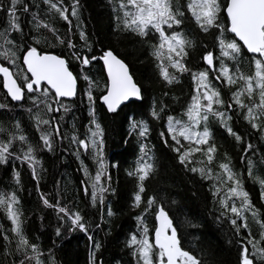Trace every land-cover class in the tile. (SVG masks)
I'll return each instance as SVG.
<instances>
[{
  "label": "snow or ice",
  "instance_id": "snow-or-ice-1",
  "mask_svg": "<svg viewBox=\"0 0 264 264\" xmlns=\"http://www.w3.org/2000/svg\"><path fill=\"white\" fill-rule=\"evenodd\" d=\"M41 3L47 5L46 14L55 13L67 22L71 33L73 21L68 15V7L64 6V0H41ZM108 3L112 5L114 31L130 33L139 37L141 44L148 46L149 55L158 62L156 66L159 75L168 86L179 84L184 74H190L195 88L181 114L186 119L167 115L164 124L166 132L161 131L159 137L165 147L176 153L180 165L198 174L202 180L212 182L209 192L213 203L218 205L216 210L219 215L216 219L227 220L234 231L240 246L239 264H264V219L261 218L259 209L253 205L249 192L245 190L243 176L234 169L227 152L224 153V159L217 162L219 171H214L211 167L218 148L210 127L215 120L237 144L243 145L242 135L234 131L230 124L233 115L242 116L264 139V0H185L183 4L181 0H116L115 3L114 0H108ZM20 5L22 8L18 7ZM34 6L38 11L30 13L31 30L39 33L42 28L47 29L61 45L73 50L70 52L71 59L48 54L39 48L41 43H48L46 38L34 35L31 41L27 39L28 33L24 32L17 15L18 11L29 14V5L24 0H9L7 7L0 4V12L7 17L6 26L0 30V61H6L17 69L13 72L4 63H0V76L3 77V88L6 90L5 99L10 97L14 102H30V107L25 110L29 113L30 120L34 121L43 148L47 151L54 152L57 138L75 145L76 150L72 154L80 160L84 172L85 180L81 181L84 193L87 196L89 188L91 189V206L95 208L99 204L103 213L111 175L104 155L105 131L96 118V97L93 92L103 93L99 99L109 113H116L125 102L141 101L143 92L134 82L129 66L111 49L103 50L99 57L94 54V44L89 42L86 32L80 27V0H73L70 14L76 21L75 27L80 40L84 41L80 50H74L77 45L70 38H60L52 24L40 19V4L35 3V0ZM188 14L202 33H215V46L219 48V55H214L213 51H205L202 60L208 68L204 70L193 71L187 64L190 50L197 47L195 38L190 37L184 28L189 20ZM13 33L19 34V39ZM204 47L207 48L206 45ZM97 60L103 62L107 73L103 89L99 81L85 72V68ZM72 61L79 62L80 72L75 75L71 70ZM215 62H218V66ZM21 63L26 66V70L20 67ZM169 68L174 71L170 72ZM210 72L215 81H219L231 92L228 101L224 99L221 88L210 79ZM79 79H83L87 85L83 94L88 101L90 117L83 139L80 138L75 117L71 130L61 132L65 116L72 111L75 103L71 98L77 96ZM65 98H68L67 102ZM166 107L163 101L159 104L154 101L150 110L152 119L164 120ZM0 109H9V103L0 102ZM56 113H60L58 118ZM131 132H138V142L141 138H147L150 132L148 122L133 121L130 124V134ZM0 135L4 137L0 138V164H6L11 158L20 160L22 164L26 163L31 170L32 179L37 182L36 190L40 192L39 181L42 177L38 168H42V165L36 156L37 146L29 141L19 121L13 124L12 129L0 124ZM17 142L18 152H13ZM253 147L248 143L243 151L248 153ZM139 152L135 167L128 171L129 176L137 179L132 207L136 209L144 204L142 212L136 216L138 234H131L126 241L135 264H203L200 257L182 246L178 230L162 203L158 204L155 196L142 199V194L146 191L145 181L156 172V157L154 154L149 155L152 148L145 143H140ZM197 153L202 159L196 160L195 166L189 167ZM82 155H90L96 165L94 176L81 159ZM261 161L264 162V156ZM254 166L251 157H247L250 178L253 177ZM20 176V172L14 171L17 185L21 184ZM102 177H106L107 186L102 183ZM255 179L260 186L261 199L264 200V179ZM56 196L53 203L48 194L40 192L43 205L53 209L59 220L69 223V231L78 229L87 234L89 226L84 221L81 210L71 203L62 206L60 193L57 192ZM19 205L20 200L15 191L10 194L0 193V208L5 210L6 217L11 222V228L7 231L12 234L3 235L4 261L8 257H18L12 260V264H57L51 249L45 255L40 246L31 242L25 234L22 226L23 212ZM150 213H154L157 222L151 234L145 222ZM114 215L109 206L107 216ZM101 219L103 221V214ZM186 222L195 226L191 225V221ZM252 224L258 227L259 238L253 235ZM244 232L246 235L242 234ZM56 235H61L60 227L56 229ZM88 240L92 243L88 264H102L96 256L102 247L101 242L92 235H88Z\"/></svg>",
  "mask_w": 264,
  "mask_h": 264
},
{
  "label": "trees",
  "instance_id": "trees-1",
  "mask_svg": "<svg viewBox=\"0 0 264 264\" xmlns=\"http://www.w3.org/2000/svg\"><path fill=\"white\" fill-rule=\"evenodd\" d=\"M115 2L116 0H114ZM24 3L29 5V14L18 11L17 15L20 17L24 32L28 33L27 39L31 41V37L34 35L46 38L48 43H41L39 48L46 53L71 59L70 52L73 50H69L66 45H61L56 36L47 29L42 28L39 33L31 30L32 24L29 21L32 20V17L30 13L38 10L34 6V0H24ZM35 3L40 4V19L52 24L57 29V35L60 38L65 40L70 38L77 45V49L74 50H80L84 41L80 40L79 32L75 27L76 21L70 15L73 0H64V6L68 7V15L73 21L71 33L68 31L67 22L61 20L57 14H46L47 5L42 4L41 0H35ZM181 3H185V0H181ZM0 4L7 7L9 0H0ZM18 7L22 8V5ZM79 12L82 21L80 27L86 32L89 42L94 44V54L99 57L103 50L111 49L121 58L129 66L137 85L141 87L143 99L141 102L123 106L116 113H109L99 99L103 93L95 90L93 92L96 97V118L105 131L104 155L108 164V173L111 175L110 190L105 194L102 213L99 204L95 208L91 206V189L89 188L87 196L84 193V185L81 184V181L85 180L84 172L81 169L80 160H77L72 154L76 150L75 145H70L68 140L61 141L57 138L54 152L44 149L42 141H40V133L25 110L30 107V102L15 104L9 97L5 99L6 92L0 77V102L9 103V109H0V124L12 129L13 124L19 121L29 141L37 146L36 156L42 165V168H38L42 177L39 181L40 192L48 194V198L53 203L57 198V192H59L61 205L71 203L74 207H78L84 221L89 226L87 234L78 229L69 231L70 224L59 220L53 209L43 205L40 192L36 190L37 182L32 179L31 170L27 164H22L20 160L11 158L6 164H0V193L16 192L20 200V210L23 212L24 223L22 226L25 234L31 242L40 246L45 255L51 249L55 254L57 264H88L89 251L92 249L88 235H92L102 244L100 251L96 254L97 260L102 261V264H135L131 250L126 246V241L131 234H138L136 216L142 212L144 204L142 203L140 208L132 207L134 194L137 191V179L129 176L128 171L135 167V161L140 155V143H145L152 148L149 155L154 154L156 157V172L145 181L146 191L142 194V199L146 200L148 196H155L157 203H162L178 230L182 246L200 257L203 264H239L240 246L237 244L234 231L227 220L217 221L216 219L219 215L216 210L218 205L213 203V197L209 192L212 182L202 180L198 174H194L180 165L176 153L165 147L159 137L161 131L166 132L164 124L167 115L186 118L181 114L195 88L190 74H184L179 84L168 86L160 77L159 69L156 66L158 62L149 55L148 46L141 44L139 37L130 33L114 31L112 5L108 3V0H80ZM188 15L189 20L184 28L190 37L195 38L197 47L195 50H190L187 64L193 71L204 70L208 68L202 60L205 51H213L214 55H219V48L215 46V33H202L195 22L191 20L190 14ZM53 17L55 18L53 19ZM6 21L5 13L0 12V30L6 26ZM224 22L227 23L226 20ZM13 36L19 39V34L13 33ZM205 45L207 48L204 47ZM84 53L87 54L86 49H84ZM0 63H4L13 72L17 71L6 61H0ZM215 63L218 66V62ZM20 67L26 70L22 63ZM71 70L74 75L80 72L78 61H72ZM169 71L174 70L169 68ZM85 72L99 81L100 87L103 89L107 77L100 60L93 61L92 65L85 68ZM210 79L214 80L211 72ZM214 82L221 88L224 99L228 101L231 95L229 89L221 85L219 81L214 80ZM78 84L79 90L74 99L75 103L72 111L65 116L61 132L71 130L75 117L77 118V128L81 134L80 138L83 139L85 126L88 125L90 117L88 101L83 94V90L87 86L86 82L79 79ZM164 93L167 95L165 96ZM173 97L177 99H173ZM154 101L158 104L163 101L167 105L163 114L164 120L152 119L150 110ZM55 115L58 118L60 113ZM133 121L148 122L150 132L147 138H141L138 142V132L130 134V124ZM213 122L211 129L214 141L220 151L217 155L218 162L224 159V153L227 152L231 157L234 169L243 176L245 190L249 192L253 205L259 209L261 218L264 219V200L261 199L260 186L255 179L256 177L264 179V174L259 176L261 171L258 173L260 167H264V163L261 161V157L264 156V139H261V134L252 129L242 116L233 115L230 124L234 131L242 135L243 145L237 144L218 122L215 120ZM0 138L4 137L0 135ZM248 143L254 147L245 153L243 147H246ZM18 146L19 142L12 151L18 152ZM242 157L245 159L242 160ZM247 157H251L255 165L252 178L248 175ZM81 159L94 176L96 165L90 155H82ZM198 159H202L199 153L195 154L193 164L189 167L195 166ZM113 165L116 166L113 167ZM211 167L214 171H219L217 162L214 161ZM14 171L21 174L20 185H17L14 180ZM102 183L107 186L106 177H102ZM109 206L115 213L112 217L107 216ZM186 221H191V225L195 226H190ZM145 222L149 226L151 234L154 225H156L154 213L148 214ZM58 227L61 228L59 237L56 235ZM10 228L11 222L7 219L5 210L0 208V262H4V264H12L13 259H18V257H8L5 262L2 255L3 235L11 236L12 234L7 231ZM252 232L259 238V229L255 224H252ZM242 234L246 235V232ZM12 247H15V242Z\"/></svg>",
  "mask_w": 264,
  "mask_h": 264
},
{
  "label": "water",
  "instance_id": "water-1",
  "mask_svg": "<svg viewBox=\"0 0 264 264\" xmlns=\"http://www.w3.org/2000/svg\"><path fill=\"white\" fill-rule=\"evenodd\" d=\"M48 54H51V53H48ZM56 55V54H55ZM249 55H251V54H249ZM100 62L102 63V65H103V62L100 60ZM25 68H26V66H24ZM11 70V69H10ZM130 70V69H129ZM105 74H106V77H107V73H106V70H105ZM130 74H131V72H130ZM28 75H30V73L28 74ZM1 77V79H2V81H3V77L2 76H0ZM134 79V78H133ZM134 82H135V80H134ZM5 90V89H4ZM78 90H79V84H78V82H77V94H78ZM5 92H6V90H5ZM77 97V96H76ZM76 97H74V98H71L72 100H74ZM9 99L11 100V98L9 97ZM65 100L67 101L68 100V98H65ZM102 101V100H101ZM13 103H15V104H21V103H23V102H14V101H12ZM135 102H141V101H135ZM130 102H125V104H122L121 106H120V108H118L117 109V111H119L123 106H125V105H127V104H129ZM102 104H103V102H102ZM104 105V104H103ZM105 106V105H104ZM106 107V106H105ZM170 217V216H169ZM156 222V221H155ZM156 224H157V222H156ZM153 239H154V235H153Z\"/></svg>",
  "mask_w": 264,
  "mask_h": 264
},
{
  "label": "rangeland",
  "instance_id": "rangeland-1",
  "mask_svg": "<svg viewBox=\"0 0 264 264\" xmlns=\"http://www.w3.org/2000/svg\"><path fill=\"white\" fill-rule=\"evenodd\" d=\"M186 119V118H185ZM214 124V122L212 121V123H211V125H210V127H212V125ZM220 153V151L218 150L217 151V153H216V156H215V162H218V160H217V155ZM264 163V162H263ZM256 169H257V167H256ZM255 169V170H256ZM261 171V173H259ZM258 173H259V176H261V174L263 173L264 174V167H260V170L258 171Z\"/></svg>",
  "mask_w": 264,
  "mask_h": 264
}]
</instances>
